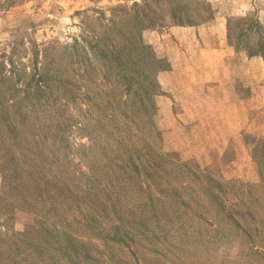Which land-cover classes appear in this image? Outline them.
I'll use <instances>...</instances> for the list:
<instances>
[{
    "label": "rangeland",
    "instance_id": "374dc122",
    "mask_svg": "<svg viewBox=\"0 0 264 264\" xmlns=\"http://www.w3.org/2000/svg\"><path fill=\"white\" fill-rule=\"evenodd\" d=\"M0 264H264V0H0Z\"/></svg>",
    "mask_w": 264,
    "mask_h": 264
},
{
    "label": "trees",
    "instance_id": "16d2710c",
    "mask_svg": "<svg viewBox=\"0 0 264 264\" xmlns=\"http://www.w3.org/2000/svg\"><path fill=\"white\" fill-rule=\"evenodd\" d=\"M41 86H42V89H45L46 88V82L45 83L43 82Z\"/></svg>",
    "mask_w": 264,
    "mask_h": 264
}]
</instances>
